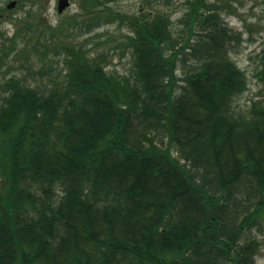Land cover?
Listing matches in <instances>:
<instances>
[{
	"label": "trees",
	"instance_id": "obj_1",
	"mask_svg": "<svg viewBox=\"0 0 264 264\" xmlns=\"http://www.w3.org/2000/svg\"><path fill=\"white\" fill-rule=\"evenodd\" d=\"M116 1L79 0L80 21L37 25L41 68L52 52L62 64L51 86L1 83L0 264H256L264 60L260 98L238 111L248 82L217 0H184L176 24L151 0L132 14ZM70 21L123 23L130 75L63 39ZM20 30H0V68Z\"/></svg>",
	"mask_w": 264,
	"mask_h": 264
},
{
	"label": "rangeland",
	"instance_id": "obj_2",
	"mask_svg": "<svg viewBox=\"0 0 264 264\" xmlns=\"http://www.w3.org/2000/svg\"><path fill=\"white\" fill-rule=\"evenodd\" d=\"M10 0H0V30L7 38L12 39L21 28L16 38L7 41L6 46H13V53L4 59L0 68V86L4 79L17 75L26 83L39 87L52 85L53 79H60L62 64L50 53L44 69L40 57L41 48L36 46V39L31 35L37 33V25L54 28L60 20L72 19L80 21L86 15L80 8L79 0H69L70 5L61 14L57 13V0H19L12 10H7L6 5ZM224 10L223 17L229 28L237 35L239 41L234 44L232 59L244 71L248 86L236 99L238 111L248 109L253 101L260 98L262 83L258 72L264 60V0H217ZM152 6L163 8L176 24L184 10V0H171L168 4ZM141 0H118L110 6L122 14H132L139 10ZM83 12V13H82ZM91 31H82L75 22L70 21L63 28V39L74 43H82L92 57L101 56L102 62L108 73L127 76L131 72V57L129 51L123 46L124 35L127 28L123 23L115 21L111 24L93 25ZM32 27L30 30H28ZM48 36V35H47ZM25 38V39H24ZM29 41L25 51H22L25 41ZM42 69L40 74L38 71ZM1 94V88H0ZM250 237L259 241V250L255 257L256 264H264V217L259 224L251 229Z\"/></svg>",
	"mask_w": 264,
	"mask_h": 264
},
{
	"label": "water",
	"instance_id": "obj_3",
	"mask_svg": "<svg viewBox=\"0 0 264 264\" xmlns=\"http://www.w3.org/2000/svg\"><path fill=\"white\" fill-rule=\"evenodd\" d=\"M16 6V1H11L8 5V9H12ZM69 6V1L68 0H59L58 5H57V11L58 13H61L66 7Z\"/></svg>",
	"mask_w": 264,
	"mask_h": 264
},
{
	"label": "flooded vegetation",
	"instance_id": "obj_4",
	"mask_svg": "<svg viewBox=\"0 0 264 264\" xmlns=\"http://www.w3.org/2000/svg\"><path fill=\"white\" fill-rule=\"evenodd\" d=\"M16 1H19V0H16Z\"/></svg>",
	"mask_w": 264,
	"mask_h": 264
}]
</instances>
